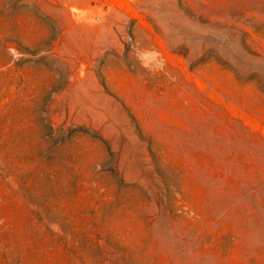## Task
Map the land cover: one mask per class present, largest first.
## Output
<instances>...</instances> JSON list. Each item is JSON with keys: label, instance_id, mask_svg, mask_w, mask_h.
I'll use <instances>...</instances> for the list:
<instances>
[{"label": "rangeland", "instance_id": "rangeland-1", "mask_svg": "<svg viewBox=\"0 0 264 264\" xmlns=\"http://www.w3.org/2000/svg\"><path fill=\"white\" fill-rule=\"evenodd\" d=\"M0 264H264V0H0Z\"/></svg>", "mask_w": 264, "mask_h": 264}]
</instances>
